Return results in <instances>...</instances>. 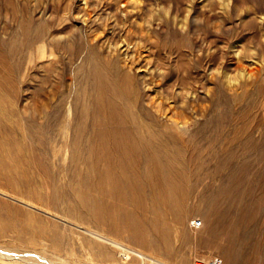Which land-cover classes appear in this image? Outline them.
<instances>
[{
  "label": "rangeland",
  "instance_id": "374dc122",
  "mask_svg": "<svg viewBox=\"0 0 264 264\" xmlns=\"http://www.w3.org/2000/svg\"><path fill=\"white\" fill-rule=\"evenodd\" d=\"M114 26L118 28L114 30ZM79 28L105 36L104 39L116 32L118 37H114L123 38V44L127 41L130 52L139 42L142 62L135 74L141 78L148 74L150 78L152 72L154 80L153 88L142 90V102L152 97L163 102L168 116L181 112L184 121L207 122L220 110L217 85L222 83L229 94L241 95L240 110L253 114L256 122L261 123L264 117V0H0V91L17 113L4 122L5 129L0 128L5 132L0 133V225H9L6 236L0 238V247L30 254L24 260L9 263L0 259V264H153L136 256L127 258L121 251L120 255L119 249L87 232L101 227L73 208L74 196L60 190L73 192L69 189L75 185L74 175L70 174L74 168L69 159L63 161L64 169L55 168L59 179L52 178L53 156L41 150V136L24 132L34 115L31 108L47 107L51 114L55 112L53 121L59 116L67 124L76 118L79 106L87 102L91 44L80 40ZM39 30L45 35L38 36L35 42L32 39L35 44H30L29 39ZM158 44L162 45L161 50ZM186 71L192 85L182 84L183 79L187 80ZM168 84L171 85L167 89ZM80 91L85 101L78 105ZM34 116L37 124L44 121L39 112ZM9 125L15 130L10 131ZM208 127L206 135L189 131L184 139L189 144L187 154L201 155L200 159L213 167V152L224 153L212 135V124ZM256 128L261 131L263 126ZM257 130V148L247 154L241 149L234 151L235 159L241 164L247 162L250 171L244 176L245 182L236 186L235 199L244 212H234L238 226L232 232L222 229L213 236L210 230L214 221L197 197L187 201L182 219L167 220L168 243L160 242L156 232L147 227L142 228L143 241L141 234L139 238L131 237L133 232L127 228L115 231L103 223L102 227L113 238L170 264H195L198 259L213 255L220 256L224 264H264V136ZM66 135L61 130L55 138L57 156L53 160L57 164L68 153L60 147ZM199 219L203 225L191 227V221ZM15 228H25V238L34 237L35 241H17L11 232ZM102 247L107 249V255L100 259L95 253Z\"/></svg>",
  "mask_w": 264,
  "mask_h": 264
},
{
  "label": "bare ground",
  "instance_id": "6f19581e",
  "mask_svg": "<svg viewBox=\"0 0 264 264\" xmlns=\"http://www.w3.org/2000/svg\"><path fill=\"white\" fill-rule=\"evenodd\" d=\"M117 28L114 26L113 29L116 30ZM79 29L82 30L79 31V34H81L80 40L91 44L89 47V71L86 75L89 83L87 102H83L81 107L79 106L78 115L76 118L69 119L67 124H64V120H61L59 116L53 121L51 117L55 112L53 111L54 113L51 114L47 107L36 106L31 108L30 113L35 115L36 112H39L42 114L44 121L37 124L36 117L30 114L29 125L24 127V132L27 133L26 135H29V133L32 135L39 134L43 146L41 150L44 151L45 155H52L53 159H56L57 156L56 146L54 148L57 133L62 130L67 134L63 136V144L60 147L65 148L68 153L61 157L62 160L59 159L62 161L60 164H57L51 158V163L49 162L52 166L50 176L59 179L55 168L64 169V162L69 159L70 166L74 168V171L70 174L74 175L75 185L70 186L69 189L73 191L71 192L73 194L69 193L66 188L60 189L61 185L60 187L59 184L57 185L61 192L74 196L76 200L73 206L74 209L80 211L82 216L89 217L96 226L101 227V230L91 228L87 232L95 238L116 247L119 249V254L121 251V254H124L127 258L136 256L143 260L152 261L153 264H170L157 259L156 256H151L142 249L119 241L116 237L113 238L102 226L104 224L106 228L115 231L127 228L133 232L131 234L133 238H139L141 234L142 241V228L147 227L156 232L157 239L160 242L168 243L166 237L167 229H169L167 220L177 221L182 219L187 201L192 197L200 198L204 202L207 213L214 221V225L210 230L213 236L222 229L232 232L238 226V220H236L238 215L233 214L243 208L236 201L237 198L235 199L236 193L238 195L236 186L241 181L245 182L243 180L244 176L250 171L247 162L241 164L235 159L234 151L241 149L247 154L253 150V147L257 148L259 146L255 144V133L258 129L256 126H263L261 131H258L259 129L257 131L264 136V117L262 119L261 116V123L256 122L253 114L240 110V101H243L240 99L241 95L237 93L229 94L222 83L217 85V105L220 110H218L216 116L207 120V122L199 124L197 120L184 121L182 118L185 115L181 112L175 116H168L166 107L163 108V102H158L153 97L142 102V90L149 91L154 80L151 79L153 78L152 72L149 73L150 78H147L148 74L142 78L135 74L142 62L138 53V50L142 49L139 42L133 46L135 52H130L129 45L125 44L127 41L123 44V38H117L118 33L115 31L112 35L108 33L110 36L106 33L107 37L104 39L105 36L91 34L89 30L84 28ZM115 34L117 37H114ZM44 35L45 32L39 30L36 32L35 37L29 39L28 42L30 44L31 42L34 43L37 41L38 36L42 38ZM101 39H104L103 44L99 43ZM104 43L107 45L105 46ZM163 45L165 46V44ZM124 46L126 47L123 54ZM161 46V44L157 45L159 50H161ZM72 49L77 53L79 52L76 47ZM186 69L189 71V68ZM188 71H186L187 80L181 77L183 79L182 84L185 86L192 85V81H188V78L191 77ZM170 85H167V89L170 88ZM83 97L82 91L77 93L78 105L81 104ZM183 108L187 109L185 106ZM236 112L238 113L236 114ZM16 115V111L9 106L6 96L0 91V128L5 129L4 122L11 120ZM45 117H47L46 120ZM211 124L212 135L216 137L215 140L219 143L222 153H224L220 155V153L213 152L212 156L216 158L213 167L206 165L200 159L201 155L192 152L187 154L189 144L184 139V135L188 134L189 131L206 135L207 130L210 128L208 126ZM192 127H194L193 130H191ZM64 128L66 129L63 130ZM9 129L10 131L15 130L10 125ZM0 133L5 132L3 130ZM191 145L194 146L195 144ZM55 165L57 166L55 167ZM2 167L1 169L4 168ZM224 169H227L226 172H224ZM13 178H16V176ZM253 203L255 202L253 201ZM128 206H132V208L130 209ZM249 224L252 225V223ZM8 226V223L0 225V238L6 236ZM23 226L26 227L25 224ZM80 228L83 229L79 226ZM237 230H240V228ZM11 232L15 234V239L21 243L34 242L36 239L34 237L25 238V232H28L25 228L23 230L15 228ZM259 232H262V230ZM234 238L236 239V237ZM198 239L201 242L202 239ZM255 239H257L256 235ZM207 240L209 241V239ZM54 242H57V240ZM229 243L228 241V245ZM231 249L233 250L232 247ZM106 250L102 247L100 251L95 253V256L100 259L106 257ZM29 255V253L21 254V252H12L0 247V259L8 263L24 260ZM86 258L88 259V257ZM47 262L56 264L50 261Z\"/></svg>",
  "mask_w": 264,
  "mask_h": 264
},
{
  "label": "built area",
  "instance_id": "2783aa9c",
  "mask_svg": "<svg viewBox=\"0 0 264 264\" xmlns=\"http://www.w3.org/2000/svg\"><path fill=\"white\" fill-rule=\"evenodd\" d=\"M202 225L203 221L201 219L191 221V227L193 228H200ZM195 264H223V259L218 255H213L207 259H198Z\"/></svg>",
  "mask_w": 264,
  "mask_h": 264
}]
</instances>
